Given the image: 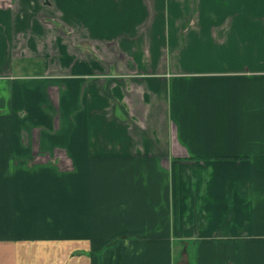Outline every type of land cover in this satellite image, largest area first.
<instances>
[{
    "label": "crops",
    "instance_id": "obj_1",
    "mask_svg": "<svg viewBox=\"0 0 264 264\" xmlns=\"http://www.w3.org/2000/svg\"><path fill=\"white\" fill-rule=\"evenodd\" d=\"M0 264H264V0H0Z\"/></svg>",
    "mask_w": 264,
    "mask_h": 264
},
{
    "label": "rangeland",
    "instance_id": "obj_2",
    "mask_svg": "<svg viewBox=\"0 0 264 264\" xmlns=\"http://www.w3.org/2000/svg\"><path fill=\"white\" fill-rule=\"evenodd\" d=\"M51 11V10H50ZM25 68H27V69H30V71H27L26 70V72H28L27 74L28 75H31V73H37V72H35L34 70H35V68H31L30 66H28V65H26V67ZM38 68H39V65H37V70H38ZM34 69V70H33ZM59 74H61L60 72H58ZM64 169V168H63ZM59 171V170H58Z\"/></svg>",
    "mask_w": 264,
    "mask_h": 264
}]
</instances>
